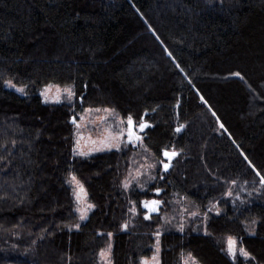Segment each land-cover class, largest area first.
<instances>
[{
    "label": "trees",
    "instance_id": "obj_1",
    "mask_svg": "<svg viewBox=\"0 0 264 264\" xmlns=\"http://www.w3.org/2000/svg\"><path fill=\"white\" fill-rule=\"evenodd\" d=\"M52 84L72 96L45 102ZM99 108L143 139L79 154L73 121ZM157 246L161 264H264V0H0V264Z\"/></svg>",
    "mask_w": 264,
    "mask_h": 264
},
{
    "label": "rangeland",
    "instance_id": "obj_2",
    "mask_svg": "<svg viewBox=\"0 0 264 264\" xmlns=\"http://www.w3.org/2000/svg\"><path fill=\"white\" fill-rule=\"evenodd\" d=\"M9 87L14 88L17 91L22 90L21 87L15 86L12 83L9 84ZM69 93H71V95ZM42 96L45 102L58 103L66 96H72V91L70 87L52 84L43 90ZM112 113L113 112L108 109H86L80 119L75 121L77 135L76 150L79 154L83 153V156H88L102 151L119 150L130 143H136L143 139V136H141L143 130H141L139 126L136 127L134 124L131 125V130L135 136H139L141 139L136 140L134 137L131 139L129 138L128 132L130 126L128 124V119L118 120V129L116 130L114 127L116 123L111 118ZM146 165H143L142 168L148 172L151 165ZM139 174H141V167L134 172V175ZM71 182L74 190L77 212L80 220L85 221L93 211L94 206L89 201L88 192L85 186L75 177L72 178ZM143 207L147 210L148 214L157 213L159 211L160 203L155 206V211L151 210V208H146L144 203ZM82 215L84 217L83 219H81ZM230 240L236 242V254L243 252L242 249L238 247V243L234 238H229L227 240L228 249ZM160 251V247L157 246L150 257H146L142 260V264H161ZM101 253H104V255H101ZM101 253L100 257L102 261L105 264H112L110 247L102 250ZM183 264L199 263L191 256H187L184 258Z\"/></svg>",
    "mask_w": 264,
    "mask_h": 264
},
{
    "label": "snow or ice",
    "instance_id": "obj_3",
    "mask_svg": "<svg viewBox=\"0 0 264 264\" xmlns=\"http://www.w3.org/2000/svg\"><path fill=\"white\" fill-rule=\"evenodd\" d=\"M235 75H237V76H239L240 74L239 73H236ZM70 95H71V93H69ZM132 123H133V121H132V118L131 117H129L128 118V124H129V126H130V128H129V132H128V136H129V138L131 139V138H135L136 140H140L141 139V137H139V136H135V134L132 132V130H131V125H132ZM139 127H140V129L141 130H143L145 127H147V125L146 124H140L139 125ZM177 131H179V129H177ZM81 155H83V153H81ZM164 155L166 156V157H168L169 158V160L172 158V157H174V156H176L177 155V153H175V152H167V151H165L164 152ZM164 167H165V169H167V167H168V164H164ZM159 203V201H155V200H153V201H145L144 202V206L146 207V208H151V210H153V211H155L156 210V208H155V206L157 205ZM90 207V206H89ZM84 217H83V215L81 216V219H83ZM77 227H79L78 225H77ZM125 227H127V225H125ZM235 241H232V240H230L229 241V252L233 255V257L235 258V255H236V249H235ZM244 255H247V253H243ZM101 255H104V253H101Z\"/></svg>",
    "mask_w": 264,
    "mask_h": 264
},
{
    "label": "water",
    "instance_id": "obj_4",
    "mask_svg": "<svg viewBox=\"0 0 264 264\" xmlns=\"http://www.w3.org/2000/svg\"><path fill=\"white\" fill-rule=\"evenodd\" d=\"M73 122H75V121H73Z\"/></svg>",
    "mask_w": 264,
    "mask_h": 264
}]
</instances>
